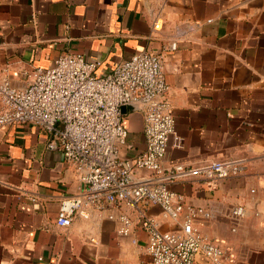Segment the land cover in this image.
Returning <instances> with one entry per match:
<instances>
[{
  "label": "crops",
  "instance_id": "crops-1",
  "mask_svg": "<svg viewBox=\"0 0 264 264\" xmlns=\"http://www.w3.org/2000/svg\"><path fill=\"white\" fill-rule=\"evenodd\" d=\"M140 51L163 56L171 86L182 145L171 143L164 165L243 160L216 184L195 176L171 188L186 212H208L193 224L232 250L229 264H264V0H0V77L16 86L62 54L99 60L105 74ZM125 125L133 157L145 148L142 112L126 113ZM50 137L34 124L0 128V264H154L138 213L126 205L57 223L61 200L82 186ZM148 212L175 228L160 206ZM122 214L132 219L128 234L120 233ZM196 264L209 263L199 256Z\"/></svg>",
  "mask_w": 264,
  "mask_h": 264
},
{
  "label": "built area",
  "instance_id": "built-area-1",
  "mask_svg": "<svg viewBox=\"0 0 264 264\" xmlns=\"http://www.w3.org/2000/svg\"><path fill=\"white\" fill-rule=\"evenodd\" d=\"M177 45L173 41L171 48ZM100 65L99 60L66 53L51 67L26 71L23 86L0 77V128L18 123L43 127L51 136L48 147L62 151L82 186L80 194L61 200L57 223L69 226L75 215L87 218L92 208L107 211L110 206L126 205L138 213L154 264H196L199 256L209 264L231 263L232 250L193 224L195 217L208 212L192 207L186 212L184 195L171 185L195 176L216 184L237 175L243 160L223 158L165 166L171 143L180 147L182 141L176 132L163 56L136 52L105 74L98 72ZM128 104L144 118L145 148L133 157L126 154L128 129L121 111ZM151 206H160L163 216L176 222L175 228L163 229L148 212ZM243 212L242 206L233 210L236 216ZM120 218V233L128 234L132 219L128 214Z\"/></svg>",
  "mask_w": 264,
  "mask_h": 264
},
{
  "label": "water",
  "instance_id": "water-1",
  "mask_svg": "<svg viewBox=\"0 0 264 264\" xmlns=\"http://www.w3.org/2000/svg\"><path fill=\"white\" fill-rule=\"evenodd\" d=\"M134 109H136V107H135L134 105H131V104L123 105V106L121 107V111H122L123 114H126V113H128L129 111H132V110H134Z\"/></svg>",
  "mask_w": 264,
  "mask_h": 264
}]
</instances>
